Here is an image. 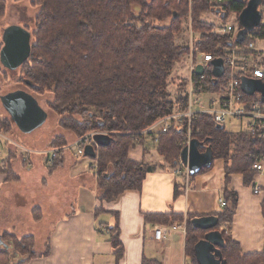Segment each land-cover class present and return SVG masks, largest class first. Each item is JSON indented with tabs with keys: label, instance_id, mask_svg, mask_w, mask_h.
Masks as SVG:
<instances>
[{
	"label": "trees",
	"instance_id": "1",
	"mask_svg": "<svg viewBox=\"0 0 264 264\" xmlns=\"http://www.w3.org/2000/svg\"><path fill=\"white\" fill-rule=\"evenodd\" d=\"M211 1L35 0L39 9L33 33L35 42L29 60L22 66L26 81L35 85L37 92L50 91L54 95L50 109L61 117L63 129L74 132L78 138L98 133L110 139L107 146L97 151L99 188L105 191L102 200L116 201L125 191L142 188L152 169L145 163L131 161V149L145 145L153 137L143 133L159 119L188 108L183 95L187 83L179 88L176 99L168 87L178 64L191 53L190 47L177 43L184 24L191 21L190 16L192 30L202 35L195 41V61L202 54L219 57L231 45L264 40V25L249 32L243 42H238L237 37L232 41L215 35V26L203 20L206 14L220 18ZM228 1L230 4L224 9L227 15L220 18L222 21H228L232 13L239 18L248 3ZM5 10L6 0H0V13ZM12 126L11 121L0 116V133L7 134ZM187 126V120L173 125L167 133L159 134L155 145L157 153L175 168L180 165L182 145L188 140ZM191 127L192 138L213 155L211 166L198 174L211 170L214 161L223 160L226 186L229 177L237 174L243 176L246 185L254 186L258 174L252 167L264 156V140L246 133L227 132L207 115L193 120ZM8 167L9 161L0 163V172L8 173ZM225 196L234 209L238 203L236 194L225 191ZM234 213L226 210L223 215L214 216L219 222L212 230L225 223L230 225ZM154 218L180 221L178 216H149L148 220ZM194 220L187 221V255L191 264H199L195 247L211 230L195 228ZM199 233L203 234L201 238L196 236ZM221 235L224 247L219 249L225 264H264V253L243 254L231 237L225 232ZM11 242L20 256L26 250L32 251L29 244ZM11 254L0 248V264H6Z\"/></svg>",
	"mask_w": 264,
	"mask_h": 264
},
{
	"label": "crops",
	"instance_id": "2",
	"mask_svg": "<svg viewBox=\"0 0 264 264\" xmlns=\"http://www.w3.org/2000/svg\"><path fill=\"white\" fill-rule=\"evenodd\" d=\"M259 11L264 18L263 4ZM242 29L240 26L236 37ZM257 40L252 39L256 49ZM0 116L6 118L2 112ZM10 141L0 133V163L9 161L10 166L8 173L0 172V231L33 236L36 255L25 264H191L187 255L188 219L219 216L226 210H234L233 222L209 233L225 232L243 254L264 253V172L256 177L254 185L262 190L256 195L254 186L246 185L239 174L229 177L225 185L223 160L214 161L211 170L195 175L185 168L153 165L140 190L125 191L116 201L108 202L98 194L96 173L77 167L78 159L87 158L66 154L58 167L48 171L42 158L27 156L15 146L25 148L23 144L12 141V145ZM146 142L131 149V161L148 165L150 153L161 157L155 145L152 151L149 140ZM225 191L236 194L234 209ZM220 200L227 203L224 209ZM149 216H178L180 221L148 220ZM41 223L44 225L37 228ZM27 228L32 232H22ZM157 228H167L161 241L155 239Z\"/></svg>",
	"mask_w": 264,
	"mask_h": 264
},
{
	"label": "built area",
	"instance_id": "3",
	"mask_svg": "<svg viewBox=\"0 0 264 264\" xmlns=\"http://www.w3.org/2000/svg\"><path fill=\"white\" fill-rule=\"evenodd\" d=\"M229 4L230 1L228 0L211 1V6L214 9H221L223 12ZM214 31L218 36L228 37L233 41L238 33V28L225 24L217 27ZM215 61L222 63L224 73L219 78L214 75L213 62ZM199 65L204 69V74L201 76L195 74ZM190 73L191 78L185 93L188 100L187 110L159 119L150 127L148 132L143 133L144 136L152 135L150 140L157 143L159 134H165L173 124L181 125L187 120L189 135L186 145H189L192 140V121L207 115L214 120L216 125L224 128H226L228 121H237L241 124L240 132L264 140V102H262L259 93L248 95L243 89V80H262L264 82V54L257 51L255 42L249 41L248 43L231 45L224 48L223 54L219 57L203 54L198 61H191ZM206 94H209L207 97L210 100L207 105L203 100ZM157 128L161 131L156 132ZM97 134L92 133L84 136L75 146L70 147L69 151L76 153L77 157H84L86 146H96L94 136ZM10 143L13 145L12 141ZM15 146L24 150L23 153L25 152L27 156L32 155L30 150L18 145ZM61 151L63 150L55 149L47 152L45 154L46 161L53 163L55 159L60 157ZM180 166L187 169L182 161ZM252 171L257 174L264 172V156L254 164ZM260 193V187L254 185V194L259 195ZM220 206L224 209L227 203L220 200ZM166 232L167 228H157L155 239L161 241Z\"/></svg>",
	"mask_w": 264,
	"mask_h": 264
},
{
	"label": "rangeland",
	"instance_id": "4",
	"mask_svg": "<svg viewBox=\"0 0 264 264\" xmlns=\"http://www.w3.org/2000/svg\"><path fill=\"white\" fill-rule=\"evenodd\" d=\"M34 2L35 0H6V10L4 14L3 12L0 13V52L2 48L1 36L3 34V31L5 30V28L11 25H17V26H21L23 28L28 29L32 34L31 44H34L35 40L33 38V33L37 29L36 28L37 26L36 18L39 12V9L38 7L35 6ZM261 11H263V9H261ZM209 19L213 20L215 23L208 21ZM190 20L191 21H189L188 24H184V28L182 32L177 36V43L180 46L190 47L191 53L184 57L183 61L178 64L177 68L174 70V72L171 75V78H170L171 81L169 83L168 89L173 99L177 98L178 90L182 85H186V83L187 85L189 84V81L191 78V73H190L191 61L194 60V58L196 57L195 56L196 54L194 52L195 41L197 39L199 40V38L202 37L200 32L192 30L191 16H190ZM203 20L205 23L215 26V30L217 29V27L221 25H225V24L230 25L232 27L233 26L238 27V31L240 30V26H239L240 23L238 20V15L236 13H232L228 17V21H221L219 19L217 21L216 18L212 14H206L205 16H203ZM263 23H264V18H263ZM214 34L217 35L216 33ZM257 50H259L261 53L264 54V41L259 40V39L257 40ZM200 58L201 56H199L198 60ZM25 82H26V73L25 71H23V67L19 68L17 71L11 72L5 69L0 63V96H6L9 93L16 92V91H23V92H26L32 95L38 101L40 107L47 113L48 115L47 121L41 128L37 129L35 132H33L30 135L23 134L21 131L18 130L16 125L13 123H12L13 126L10 128V132H8L7 134L6 133L5 134L1 133V134L5 135L6 137H9L15 143H18V144L21 143V145L23 144V146L27 150H30L32 152V155H30V157L39 156V158H42L43 162H45V166L48 169V171H53L56 167L60 165V163H62L61 160H63V157L66 154L70 156H74L73 158H75L76 153L72 151L70 152L69 148L72 146H75V144L79 142L83 137L78 138V136L74 134V132L70 130H65L60 126L61 117L58 116V114H56L50 109V104L54 101V95L50 91H45L41 93L37 92V87L35 85L33 88H31L28 85H26ZM186 91H187V87L183 95L186 93ZM207 96H209V94H206L203 97V100L206 105L210 102ZM0 112L5 114L6 115L5 117L9 121H11L9 115L6 113L5 109L3 108L1 101H0ZM173 125H179V124H173ZM240 125L241 124L237 121H228L226 125V131L233 132V133H237V132L242 133L238 131ZM149 129H147V131L145 132H148ZM157 129L155 130L156 132L161 131V129H159L158 131ZM91 134L92 133H90V135ZM149 143H150L149 147H151L150 149L153 151L154 149L153 145H156L158 142L152 143L149 138ZM186 143L187 142L183 143L182 145L183 148L187 146ZM61 145H63V147H60ZM55 149L63 150L60 153V157L58 159H55L53 163L47 162L45 154ZM3 151L4 152L2 153V156L5 155L6 149L4 148ZM153 153H150L147 157V160L149 161L148 165L150 167L154 165V167L156 166L158 168H163V166L165 168H169V169L171 168L172 165L168 164L164 158L158 157L156 156V154H153ZM87 159L80 158L77 160L78 169L85 170V171L91 170L93 173H96L95 175L98 176L99 156H98V159H95V160H92V159L87 160ZM29 163L30 162L27 163V167L31 168L32 166ZM180 164H181V161H180ZM176 167L178 168L180 167L179 169H181L180 165ZM108 172L109 171H107V173ZM97 180H98V184L100 185L101 179L98 177ZM99 187H98L99 189L98 194L99 196L103 197V195H105V191L104 189H100ZM43 225L44 223L38 224L37 228ZM225 227L229 229V227L227 226ZM22 232L31 233L32 230L30 228H27L26 230H23ZM0 236L3 241L11 240L16 243L23 242L25 245L29 244V246H32V251L26 250L23 252V255L21 256L19 255L20 258H22V261L16 260V258H13L11 254V258L8 257V259L6 260V264H21L25 260L36 255L35 253L36 246L34 244L35 240L34 238H27L28 236H30L29 234L15 236L11 234H5V230L3 229L2 231H0ZM196 236L198 238H201L203 234L199 233ZM12 250L13 252H15L13 245H12Z\"/></svg>",
	"mask_w": 264,
	"mask_h": 264
},
{
	"label": "water",
	"instance_id": "5",
	"mask_svg": "<svg viewBox=\"0 0 264 264\" xmlns=\"http://www.w3.org/2000/svg\"><path fill=\"white\" fill-rule=\"evenodd\" d=\"M263 0H250L246 8L239 16L240 26L243 28L238 36V42H243L249 32L254 31L261 25L263 14L259 11ZM215 14L221 19L226 18V12L221 9H215ZM175 17H177L175 15ZM4 46L0 52V63L8 71H17L30 58L32 52V34L27 29L13 25L6 28L2 35ZM215 67L214 75L221 77L223 75L221 61L213 62ZM195 74L201 76L204 69L201 65L197 66ZM26 85L33 88L34 85L29 81ZM243 89L248 95L259 93L264 102V82L262 80H243ZM0 101L10 120L25 135H29L41 128L47 121V113L40 107L38 101L30 94L23 91L9 93L6 96H0ZM224 128L223 126H219ZM109 138L106 135H95V146L85 147L84 157L88 159H97V151L101 146L109 144ZM204 149V145L196 139H192L190 144L185 146L180 157L182 164L188 169L191 175L198 174L203 168L211 166L213 155L209 149ZM219 220L215 217L201 218L193 221L197 229L209 231L218 226ZM224 247V239L220 232H211L205 236L195 247L196 258L199 264H225L221 257L219 248ZM0 248L12 251V245L5 243L0 238ZM12 257L16 258L12 251Z\"/></svg>",
	"mask_w": 264,
	"mask_h": 264
},
{
	"label": "flooded vegetation",
	"instance_id": "6",
	"mask_svg": "<svg viewBox=\"0 0 264 264\" xmlns=\"http://www.w3.org/2000/svg\"><path fill=\"white\" fill-rule=\"evenodd\" d=\"M11 26H13V25H11ZM10 27V26H9ZM8 28V27H7ZM6 29V28H5ZM26 29V28H25ZM28 30V29H27ZM29 31V30H28ZM4 32V31H3ZM3 35V34H2ZM1 38H2V36H1ZM2 40V39H1ZM3 46H4V43H3V40H2V48H3ZM2 48H1V50H2ZM35 132V131H34ZM32 134V133H31ZM30 135V134H29Z\"/></svg>",
	"mask_w": 264,
	"mask_h": 264
}]
</instances>
